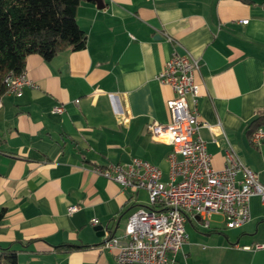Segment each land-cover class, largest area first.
<instances>
[{
  "label": "crops",
  "instance_id": "obj_1",
  "mask_svg": "<svg viewBox=\"0 0 264 264\" xmlns=\"http://www.w3.org/2000/svg\"><path fill=\"white\" fill-rule=\"evenodd\" d=\"M102 4L83 0L77 9L84 49L49 61L28 56L24 75L31 85L0 97V208L6 210L0 248L15 251L17 264H117L94 228L122 236L129 215L148 205L147 195L92 168L138 158L167 181L171 147L148 128L170 120L174 93L157 75L174 51L199 63L197 107L208 126L200 136L213 167L222 169L231 153L264 186V134L258 145L247 134L264 116V0ZM59 105L63 112L54 113ZM72 206L77 210L68 213ZM249 212L250 220L234 229L218 215L208 228L189 218L188 240L169 264H264V251L243 249L264 243L260 196L250 197ZM63 244L78 248L57 251Z\"/></svg>",
  "mask_w": 264,
  "mask_h": 264
},
{
  "label": "built area",
  "instance_id": "obj_2",
  "mask_svg": "<svg viewBox=\"0 0 264 264\" xmlns=\"http://www.w3.org/2000/svg\"><path fill=\"white\" fill-rule=\"evenodd\" d=\"M198 70L197 60L188 53L174 51L157 75V80L170 86L174 93L167 103L169 122L153 123L148 128L154 140L171 147L166 182L157 167L138 158L128 164L92 168L93 173L122 189L144 190L147 195L148 205L129 215L122 236L104 237L102 249L114 252L117 264H169L188 240L185 224L189 218L198 217L208 228L210 218L218 215L226 228H239L250 220V197L258 195L264 202V186L258 175L233 154H226L222 169L213 167L200 136L201 128L208 126L198 113V87L194 82ZM5 82L6 93H17L31 85L24 72L8 75ZM63 110L62 105L53 108L54 113ZM263 134L261 128L255 131L252 143L258 145ZM76 210L72 206L68 213ZM92 224L96 226L98 221L93 220ZM243 249L264 251V243Z\"/></svg>",
  "mask_w": 264,
  "mask_h": 264
},
{
  "label": "trees",
  "instance_id": "obj_3",
  "mask_svg": "<svg viewBox=\"0 0 264 264\" xmlns=\"http://www.w3.org/2000/svg\"><path fill=\"white\" fill-rule=\"evenodd\" d=\"M83 0H0V97L8 88V75H20L26 58L38 55L45 61L60 52L85 48L86 34L76 22ZM247 1V0H245ZM264 125V116L255 118L247 128L251 140ZM6 210L0 208V223ZM78 247L59 245L57 251L69 252ZM0 264H17L16 252L0 248Z\"/></svg>",
  "mask_w": 264,
  "mask_h": 264
},
{
  "label": "water",
  "instance_id": "obj_4",
  "mask_svg": "<svg viewBox=\"0 0 264 264\" xmlns=\"http://www.w3.org/2000/svg\"><path fill=\"white\" fill-rule=\"evenodd\" d=\"M96 1L98 7L102 8V0H93ZM95 231H98L96 236L97 237H105L106 235H110V231H106V229H104L102 226L96 227L94 228ZM113 236V235H112Z\"/></svg>",
  "mask_w": 264,
  "mask_h": 264
},
{
  "label": "rangeland",
  "instance_id": "obj_5",
  "mask_svg": "<svg viewBox=\"0 0 264 264\" xmlns=\"http://www.w3.org/2000/svg\"><path fill=\"white\" fill-rule=\"evenodd\" d=\"M140 197H141V199L143 200L142 196H140ZM144 202H145V201H144ZM211 220H212V223H213L214 221L219 220V217H218V216H213V217L211 218ZM188 229H190V227H188Z\"/></svg>",
  "mask_w": 264,
  "mask_h": 264
}]
</instances>
